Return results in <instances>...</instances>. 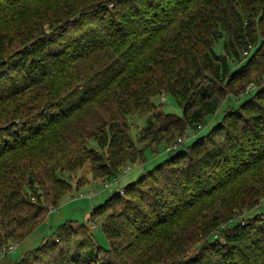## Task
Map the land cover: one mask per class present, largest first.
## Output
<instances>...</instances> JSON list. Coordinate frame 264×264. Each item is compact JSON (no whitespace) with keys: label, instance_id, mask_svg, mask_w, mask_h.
I'll return each mask as SVG.
<instances>
[{"label":"trees","instance_id":"16d2710c","mask_svg":"<svg viewBox=\"0 0 264 264\" xmlns=\"http://www.w3.org/2000/svg\"><path fill=\"white\" fill-rule=\"evenodd\" d=\"M128 115H148L137 142ZM171 141L92 208L107 246L82 224L92 246L79 249L66 220L7 264H264V212L250 214L264 198V0H0V255L86 163L109 181Z\"/></svg>","mask_w":264,"mask_h":264},{"label":"rangeland","instance_id":"374dc122","mask_svg":"<svg viewBox=\"0 0 264 264\" xmlns=\"http://www.w3.org/2000/svg\"><path fill=\"white\" fill-rule=\"evenodd\" d=\"M222 45L223 37L215 42L214 50L217 53L222 52ZM230 61L232 65H236L239 62V59L231 57ZM240 64L241 63H238V65ZM250 89H252V86H249V90ZM249 90L245 91L240 96H232L225 99L213 114L205 118L201 124V128L195 136L189 138V132L187 133L188 135L182 139L184 140V143L189 144L194 138L207 133L212 126L222 120L227 107L237 108L239 104L250 96ZM156 101L163 106V111L178 115L182 112L175 96L172 94L162 93ZM147 116L148 115H128V120L130 122V135L135 142H137V134L139 130L146 125ZM142 144L143 142L140 143V145ZM173 144L174 141L161 142L158 145H153V148L149 146L145 147L144 160H138L134 163L126 165L125 168L129 167L130 170L127 172L122 171L117 176L118 182L116 184H111L109 187H104V182L107 180L93 179L91 174V164L89 162L86 163L82 169L73 175L71 180V191L61 197L58 205L55 206L53 210H50L46 219L41 222L27 237L19 242V244L15 245V249L9 250L7 257H0V264H7L10 260H15L24 251L37 247L44 238L48 237L55 231L59 224L66 220H73L79 231L75 238V246H81L79 249H89V247L92 246V240L89 241L88 232L93 235L97 244L99 243L102 246H107V241L99 228V224L104 215L95 218L94 221H88L92 208L103 203L117 187L120 188L136 180L141 173L153 168L165 160L168 156V149L170 147L172 148ZM91 145L95 146V142L92 141ZM76 181H79L80 185H77ZM252 210L253 211H251L250 214L255 211L264 212V198L261 200L260 204ZM82 224L88 226V232H85L81 228ZM90 225H92V227H89ZM217 234L219 235L220 233L215 231L216 236ZM72 249H75L74 245Z\"/></svg>","mask_w":264,"mask_h":264},{"label":"built area","instance_id":"2783aa9c","mask_svg":"<svg viewBox=\"0 0 264 264\" xmlns=\"http://www.w3.org/2000/svg\"><path fill=\"white\" fill-rule=\"evenodd\" d=\"M178 141H181V139L178 138ZM175 146H176V145L173 144V145H172V148L175 147ZM128 170H130L129 167H126V168L123 169L124 172H127ZM117 182H118V178H117V176H114L111 180L104 182V187H109L111 184H116ZM51 210H53V208H51ZM14 248H15V243L12 244V245H10V246H9L7 249H5L4 251H2L0 257L7 256L9 250H13Z\"/></svg>","mask_w":264,"mask_h":264},{"label":"crops","instance_id":"0c3cea01","mask_svg":"<svg viewBox=\"0 0 264 264\" xmlns=\"http://www.w3.org/2000/svg\"><path fill=\"white\" fill-rule=\"evenodd\" d=\"M89 227H92V225H90ZM21 242V241H20ZM17 244H19V242L18 243H15V245H17ZM16 247V246H15ZM15 249V248H14ZM5 257H7V256H5Z\"/></svg>","mask_w":264,"mask_h":264}]
</instances>
